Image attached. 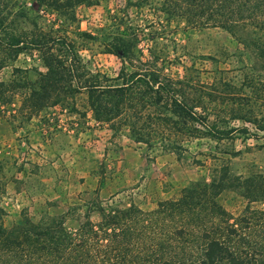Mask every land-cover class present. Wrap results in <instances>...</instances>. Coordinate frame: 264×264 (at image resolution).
Masks as SVG:
<instances>
[{
	"label": "rangeland",
	"instance_id": "obj_1",
	"mask_svg": "<svg viewBox=\"0 0 264 264\" xmlns=\"http://www.w3.org/2000/svg\"><path fill=\"white\" fill-rule=\"evenodd\" d=\"M73 12L64 20L42 9L20 27L67 37L105 79L157 72L209 122L246 132L216 140L191 123L180 132L157 124L150 114L166 112L147 102L96 120L84 90L32 106L25 98L46 69L38 52L23 51L0 69L2 227L54 220L75 235L88 222L101 235L105 213L127 211L129 241L114 233L115 249H105L100 240L89 264H191L204 230L238 264H264V32L239 22L192 27L168 18L158 0H97Z\"/></svg>",
	"mask_w": 264,
	"mask_h": 264
},
{
	"label": "trees",
	"instance_id": "obj_2",
	"mask_svg": "<svg viewBox=\"0 0 264 264\" xmlns=\"http://www.w3.org/2000/svg\"><path fill=\"white\" fill-rule=\"evenodd\" d=\"M96 1L0 0V69L23 51L38 52L46 69L40 75L38 89H32L27 94V102L41 107L47 102L57 101L59 92L84 90L88 107L96 120L110 121L126 109L147 102L166 112L150 114L155 115L157 124L175 130L178 128L180 132L188 131V123L202 126L207 136L216 140L231 138L234 131L246 132L245 128H221L209 122L205 112L199 113L179 99L173 90V82L160 77L157 72L121 71L115 77L105 79L91 73L82 64L72 41L67 37L35 27L29 30L20 27L21 24H32L41 18L39 11L42 9L69 20L73 18L75 6ZM158 1L160 9L168 18H181L192 27L220 26L227 29L234 22H239L264 32V0ZM27 2H30V6H27ZM113 51L127 55V49L116 47ZM104 79L107 82L102 84ZM151 116L148 118L151 119ZM129 213H105L102 224L98 223L101 235L93 232L88 222L81 224L75 235L65 230L62 221L53 220L38 228L14 226L8 230L0 224V264H89L88 254L91 249L96 250L100 246V240L107 243L110 236L116 233L113 237L120 235L122 243L129 241L131 229L124 220ZM204 231L202 256L191 264H215L223 260L228 264L239 263L227 244ZM112 247L109 242L104 246L105 249ZM117 248L124 247L120 245ZM153 264L173 263L162 258ZM176 264L181 262L178 260Z\"/></svg>",
	"mask_w": 264,
	"mask_h": 264
}]
</instances>
